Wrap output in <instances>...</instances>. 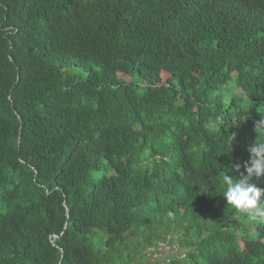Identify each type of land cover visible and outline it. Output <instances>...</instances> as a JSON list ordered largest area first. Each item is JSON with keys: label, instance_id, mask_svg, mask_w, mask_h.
Returning <instances> with one entry per match:
<instances>
[{"label": "trees", "instance_id": "1", "mask_svg": "<svg viewBox=\"0 0 264 264\" xmlns=\"http://www.w3.org/2000/svg\"><path fill=\"white\" fill-rule=\"evenodd\" d=\"M261 120L264 0H0V264H264Z\"/></svg>", "mask_w": 264, "mask_h": 264}, {"label": "clouds", "instance_id": "2", "mask_svg": "<svg viewBox=\"0 0 264 264\" xmlns=\"http://www.w3.org/2000/svg\"><path fill=\"white\" fill-rule=\"evenodd\" d=\"M254 130L257 138L247 147L249 159L242 165L236 163L232 166V170L240 174L239 178L228 174L223 177L225 190L222 195L227 205L244 214L249 221L264 223V203L261 201L264 187L250 182L255 178L256 181L264 183V120L257 122Z\"/></svg>", "mask_w": 264, "mask_h": 264}, {"label": "built area", "instance_id": "3", "mask_svg": "<svg viewBox=\"0 0 264 264\" xmlns=\"http://www.w3.org/2000/svg\"><path fill=\"white\" fill-rule=\"evenodd\" d=\"M170 239L171 237L168 236L166 240L160 241L156 247L153 246L148 249L153 258L156 259L164 253H166V256H172L171 258L166 259L167 261H170L173 257L177 259L185 257V253L179 250L178 243H171Z\"/></svg>", "mask_w": 264, "mask_h": 264}, {"label": "rangeland", "instance_id": "4", "mask_svg": "<svg viewBox=\"0 0 264 264\" xmlns=\"http://www.w3.org/2000/svg\"><path fill=\"white\" fill-rule=\"evenodd\" d=\"M162 256H164V255H162ZM166 257L171 258L172 256L167 255ZM159 258H160V257H159ZM168 258H167V259H168ZM153 259H155V258H153ZM155 261H158V260H155Z\"/></svg>", "mask_w": 264, "mask_h": 264}, {"label": "water", "instance_id": "5", "mask_svg": "<svg viewBox=\"0 0 264 264\" xmlns=\"http://www.w3.org/2000/svg\"><path fill=\"white\" fill-rule=\"evenodd\" d=\"M20 120H22L21 116H19Z\"/></svg>", "mask_w": 264, "mask_h": 264}]
</instances>
